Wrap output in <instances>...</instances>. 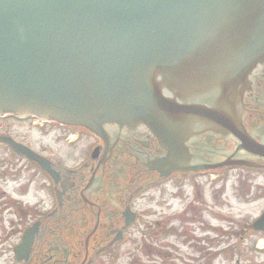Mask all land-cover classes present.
<instances>
[{
	"label": "flooded vegetation",
	"instance_id": "1",
	"mask_svg": "<svg viewBox=\"0 0 264 264\" xmlns=\"http://www.w3.org/2000/svg\"><path fill=\"white\" fill-rule=\"evenodd\" d=\"M198 102L214 105L210 97ZM227 113V126L190 127L187 163L177 167L160 163L168 153L145 125L105 124L92 133L1 115L0 264H142L137 254L149 248L147 235L159 236L161 248L172 233L187 244L196 220L206 230L204 264L214 251L230 264H264V63ZM206 186L219 189L215 201L254 214L236 220L221 212L228 226L212 228ZM155 201L157 214L144 206Z\"/></svg>",
	"mask_w": 264,
	"mask_h": 264
},
{
	"label": "water",
	"instance_id": "2",
	"mask_svg": "<svg viewBox=\"0 0 264 264\" xmlns=\"http://www.w3.org/2000/svg\"><path fill=\"white\" fill-rule=\"evenodd\" d=\"M263 63L264 0H0V115L143 124L165 166L194 123L228 125Z\"/></svg>",
	"mask_w": 264,
	"mask_h": 264
},
{
	"label": "rangeland",
	"instance_id": "3",
	"mask_svg": "<svg viewBox=\"0 0 264 264\" xmlns=\"http://www.w3.org/2000/svg\"><path fill=\"white\" fill-rule=\"evenodd\" d=\"M18 132H27V133H37L38 130H24V129H17ZM203 181V180H202ZM190 189V188H189ZM188 189V191H189ZM204 194L206 200H210L212 209L205 210V218L206 222L210 220L212 223V228H222V226H228L226 225V221L223 219V217L220 215L221 212H228L233 216V218L240 219L244 216H252L254 214V209L247 208L244 206H239L236 204H230V203H223V200L220 199L218 201L214 200V197L219 194V189H207V186L204 188ZM171 186L167 187V197L171 198L172 193ZM184 194L181 192L178 194L177 199H183ZM174 197V196H173ZM211 199L213 201H211ZM172 202H176V200H172ZM144 206L148 207L149 210H152L151 212L154 214H157L160 212L159 210V204L158 202H145ZM166 212V210H165ZM153 220V221H152ZM156 220V216L150 218L149 222H154ZM236 220L233 219V222L235 223ZM204 221V220H203ZM203 221H195L193 224L189 226L191 230V237L187 238L188 241L187 244L183 243L184 239L183 237L176 236L175 234H171L167 236L168 239L167 245L164 248H161V243L159 242V236L149 234L146 238V245L149 246L147 248L146 252L138 253L137 258L139 262L142 264H204V260L202 256L199 254L200 251H202V254L204 253L203 248V238L204 234L206 232L205 228L203 227ZM177 224V223H175ZM195 232V233H194ZM195 234V235H194ZM192 241H189V240ZM156 250L163 252V255L161 253H158ZM165 252V254H164ZM214 259L212 264H230V260L223 258L222 254L214 251Z\"/></svg>",
	"mask_w": 264,
	"mask_h": 264
}]
</instances>
